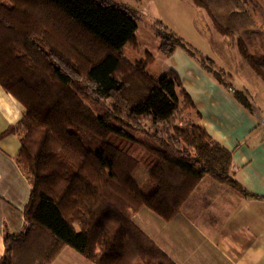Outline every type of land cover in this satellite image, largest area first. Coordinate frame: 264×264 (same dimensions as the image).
<instances>
[{
  "label": "trees",
  "instance_id": "16d2710c",
  "mask_svg": "<svg viewBox=\"0 0 264 264\" xmlns=\"http://www.w3.org/2000/svg\"><path fill=\"white\" fill-rule=\"evenodd\" d=\"M142 19L119 0H0V85L27 109L17 159L33 181L25 229L5 232L0 264H52L64 247L95 264H174L135 213L144 206L171 221L207 175L246 194L231 176L232 153L204 127L176 122L195 109L180 77L150 76V52L125 58L127 45L140 48ZM152 28L164 56L182 49L254 113L213 60L160 21ZM238 46L264 81L244 41ZM142 163L151 194L135 177Z\"/></svg>",
  "mask_w": 264,
  "mask_h": 264
},
{
  "label": "crops",
  "instance_id": "0c3cea01",
  "mask_svg": "<svg viewBox=\"0 0 264 264\" xmlns=\"http://www.w3.org/2000/svg\"><path fill=\"white\" fill-rule=\"evenodd\" d=\"M233 38L247 40L244 35L234 34ZM245 45L253 55L250 44ZM222 54L226 57L219 59L221 66L214 62L232 77V85L237 72H243L244 79L247 74L250 81L254 80L253 70L240 50L239 57L233 56L239 62L235 70L231 54ZM153 55L154 64L161 66L159 75L175 72L194 102L195 109L183 116L190 119L191 125L204 127L211 138L232 153L231 176L246 194L207 175L171 221L143 206L132 217L134 223L174 264H264V111L256 106L259 114H255L244 108L182 49L177 48L170 57L160 50ZM242 85L247 87L243 79ZM26 114L23 104L0 85V137L10 128H17L0 138V261L6 249L5 232L15 234L25 229L24 212L33 189L32 179L17 159L25 131L20 123ZM149 173L150 169L142 171V180L148 179ZM52 264L95 263L73 248L64 247Z\"/></svg>",
  "mask_w": 264,
  "mask_h": 264
},
{
  "label": "rangeland",
  "instance_id": "374dc122",
  "mask_svg": "<svg viewBox=\"0 0 264 264\" xmlns=\"http://www.w3.org/2000/svg\"><path fill=\"white\" fill-rule=\"evenodd\" d=\"M119 1L136 8L142 14L144 13V19L138 23L139 31L137 36L142 47L139 50H134L132 46L127 45L124 49V56L130 62L134 63L138 60H143L146 51H150L152 55L155 51L159 52L158 48L162 41L155 36L152 25L154 22L161 21L176 36L192 45V48H195L204 57L213 61L216 60L219 66H221L219 59L226 57L222 54L223 52L228 51L232 56L231 58L233 56L234 58L239 57V40L233 37L234 34L235 37L236 35H244V38L247 37L246 42L254 50V53H252L257 63L264 71V0H142V3L137 0ZM4 4L11 9L12 5L10 3L5 2ZM218 25L230 31L231 34L234 33L228 36L231 39L226 37L223 39V34L221 36L217 29ZM246 42L244 41L245 44ZM238 59H241V57ZM231 61L233 62V60ZM235 62L232 63L234 70L239 63L237 60ZM148 72L150 76L158 78L159 74H161L160 64L157 62L151 65ZM237 75V79L233 82L234 87L241 90L242 93L246 92L248 94L247 98L253 105L255 114H259L256 106H258V109L262 108L263 112V79L258 77L255 72H251L255 81H250L247 74H245L246 79L242 78L243 72H237ZM242 79L247 85L246 88L242 85ZM244 97L246 98V94ZM183 114L184 112L175 118L176 122L182 126L190 125V119L183 116ZM165 128L169 129L170 127L166 126L162 129ZM138 167V172L135 176L136 180L145 193H153V182L147 178L145 180L141 178L142 171H148L149 168L143 163L142 165L139 164Z\"/></svg>",
  "mask_w": 264,
  "mask_h": 264
}]
</instances>
